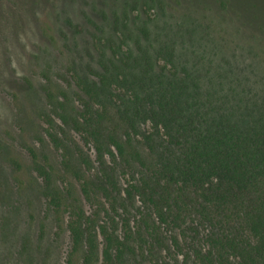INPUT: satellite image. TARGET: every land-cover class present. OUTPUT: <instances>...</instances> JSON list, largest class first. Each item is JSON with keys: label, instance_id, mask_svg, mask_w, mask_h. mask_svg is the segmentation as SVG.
Listing matches in <instances>:
<instances>
[{"label": "rangeland", "instance_id": "rangeland-1", "mask_svg": "<svg viewBox=\"0 0 264 264\" xmlns=\"http://www.w3.org/2000/svg\"><path fill=\"white\" fill-rule=\"evenodd\" d=\"M138 55L152 72L201 73L202 90H217L228 105L259 106L264 0H0V264H67L68 217L48 207L37 166L57 190L79 198L86 214L100 211L99 224L108 219L98 201L115 208L109 216L121 233L123 219L137 230L140 202L124 190L139 177L138 165L119 161L109 145L100 161L79 121L89 104L103 131L121 137L130 130L134 147L150 160L144 138L163 131L133 103L129 74L146 69L143 62L136 67ZM214 74L226 79L206 81ZM105 172L113 175V195L85 201L81 180L100 184ZM158 236L144 248L130 238L129 264H191L186 244L175 246L164 227ZM72 264H81L80 254Z\"/></svg>", "mask_w": 264, "mask_h": 264}, {"label": "trees", "instance_id": "trees-1", "mask_svg": "<svg viewBox=\"0 0 264 264\" xmlns=\"http://www.w3.org/2000/svg\"><path fill=\"white\" fill-rule=\"evenodd\" d=\"M135 58L136 67L143 62L146 69L129 74L133 103L163 131L144 138L150 160L134 147L130 130L121 137L103 131L104 120L89 104L81 115V127L74 122L94 141L100 161L103 146L109 145L119 161L138 165L137 181L124 190L130 201L140 202L133 219L137 230H130L129 221L123 219L121 233L109 216L115 208L108 210L98 201L97 211L101 207L108 219L99 224L100 211L86 214L79 198L72 200L57 190L50 173L36 167L48 207L68 217L67 264L77 254L81 264H129L130 238L136 236L144 248L159 241L163 227L171 232L175 246L186 244L191 264H264V101L261 107L256 103L245 108L228 105L227 97L217 90H202L201 73L176 67L171 73L165 69L152 72L147 60ZM207 79L222 84L226 76L214 74ZM87 97L96 99V93ZM103 176L105 182L100 184L81 180L79 193L85 201H97L101 193L107 198L113 195L112 173ZM98 238L102 239L100 253ZM161 261L153 264H168Z\"/></svg>", "mask_w": 264, "mask_h": 264}]
</instances>
